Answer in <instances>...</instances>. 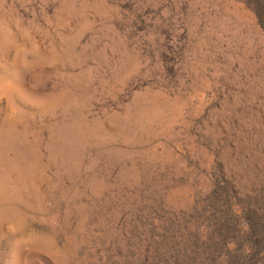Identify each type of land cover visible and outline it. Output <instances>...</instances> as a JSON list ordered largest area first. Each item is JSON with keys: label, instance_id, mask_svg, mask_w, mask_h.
<instances>
[{"label": "rangeland", "instance_id": "374dc122", "mask_svg": "<svg viewBox=\"0 0 264 264\" xmlns=\"http://www.w3.org/2000/svg\"><path fill=\"white\" fill-rule=\"evenodd\" d=\"M217 183L264 198L244 0H0V264H153Z\"/></svg>", "mask_w": 264, "mask_h": 264}, {"label": "trees", "instance_id": "16d2710c", "mask_svg": "<svg viewBox=\"0 0 264 264\" xmlns=\"http://www.w3.org/2000/svg\"><path fill=\"white\" fill-rule=\"evenodd\" d=\"M264 33V0H244ZM223 185L206 191L209 206L203 218L185 224L177 242L158 236L159 252L153 264H264V198L239 205ZM167 226V227H165ZM164 249H163V248Z\"/></svg>", "mask_w": 264, "mask_h": 264}]
</instances>
